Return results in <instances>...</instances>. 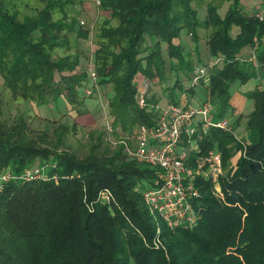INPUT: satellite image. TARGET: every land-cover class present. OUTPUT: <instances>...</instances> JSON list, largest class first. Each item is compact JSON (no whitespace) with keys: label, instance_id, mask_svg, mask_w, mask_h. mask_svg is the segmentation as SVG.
Listing matches in <instances>:
<instances>
[{"label":"trees","instance_id":"trees-1","mask_svg":"<svg viewBox=\"0 0 264 264\" xmlns=\"http://www.w3.org/2000/svg\"><path fill=\"white\" fill-rule=\"evenodd\" d=\"M199 1L101 0L107 15L91 63L97 83L110 86L111 123L123 135L158 118L154 97L145 95L144 106L136 101L139 75L149 88L151 81L165 83L167 68L174 76L192 72L180 42L184 29L194 37L199 27L207 30L208 57L217 62L207 68V83L190 84L194 70L183 91L203 86L214 119L232 113V86L256 81L244 92L250 109L229 114L233 133L211 127L194 135L199 146L188 158L191 166L196 155L215 150L222 169L217 183L196 176L195 222L170 228L152 215L143 192L155 169L121 145L102 146L103 133L97 139L89 133V149L77 157L65 136L75 124L37 132L20 114L0 120V173L12 175L0 182V264H264V71L258 73L264 70V17L246 12L240 0H227L223 14L209 1L200 16ZM69 2L46 0L18 20L0 0V77L14 98L36 105L64 99L81 112L82 89L91 80L86 56L77 46L55 53L89 35L68 15ZM56 10L62 16L55 18ZM245 47L252 52L242 58ZM178 79L173 86L180 87ZM34 171L40 176L28 179ZM104 189L112 194L109 203L100 198Z\"/></svg>","mask_w":264,"mask_h":264},{"label":"built area","instance_id":"built-area-1","mask_svg":"<svg viewBox=\"0 0 264 264\" xmlns=\"http://www.w3.org/2000/svg\"><path fill=\"white\" fill-rule=\"evenodd\" d=\"M94 2L97 6L102 4L101 0H94ZM79 22L85 23L81 19ZM92 29V27L89 28V34H92ZM216 62L217 60H213L207 66L202 65L196 68L190 84L196 85L201 81L200 79L207 83V68ZM89 72L91 86L86 89L88 93L97 84L91 63ZM147 88V82L141 83L138 87L136 101L140 106H144ZM156 107L158 118L153 124H138L134 126L130 134H119L114 137L117 128L110 120L104 125V135L112 146L121 145L127 155L155 169L156 176L152 186L143 192V198L150 213L162 218L170 228L178 225H192L197 218L194 206L200 198V190L195 182L196 176H202L204 179L217 183L218 176L222 174L221 157L218 151L202 158L196 155L194 166L188 162V158L198 151L197 139L194 135L198 130L205 133L211 127L233 133L231 121L228 117L214 119V110L207 98L195 107L173 102L165 107ZM183 134L187 135V140H184ZM192 138L195 139V144L191 146ZM39 176L38 171L26 174L28 179ZM11 177L9 171H4L0 173V182ZM100 198L109 203L113 197L109 190L104 189L100 192ZM156 231L159 233L160 227H157Z\"/></svg>","mask_w":264,"mask_h":264},{"label":"rangeland","instance_id":"rangeland-1","mask_svg":"<svg viewBox=\"0 0 264 264\" xmlns=\"http://www.w3.org/2000/svg\"><path fill=\"white\" fill-rule=\"evenodd\" d=\"M6 7L10 13H14L18 20H21L25 15H32L35 14L37 9L41 8L46 0H4ZM211 1L219 8V12L221 14L224 13L226 7L228 5L227 0H200L197 3V9L199 11L200 16L204 15L206 12V3ZM243 3L246 12L251 13V5H248L247 0H240ZM194 4V2H193ZM65 10L67 11L68 15H75L78 20H84V24H79L89 29L92 27V34L88 35L87 40L79 39L72 42V47L70 50L66 51L65 49H56L55 53L63 55L69 51H73L75 46L85 54V66L89 70L90 63L93 61V51L96 48V40L99 27L104 20V17L101 16V7L97 6L94 0H74V3L65 4ZM54 16L60 17L62 13L59 10L54 12ZM114 23V20L112 21ZM236 29V28H235ZM194 34H190L189 31L184 29L180 34L181 43L184 46L183 53H185V59L189 61L191 67L193 68L192 72L198 68L200 65H204L207 62H210L213 59L208 57L207 53V30L204 28H200L197 30V36L194 37ZM197 38L196 45L194 42ZM92 66V65H91ZM183 70V69H182ZM185 72V70L183 71ZM182 71H179L178 74L175 76L173 72L168 70L165 72V77H167L165 83H153L152 81L149 83V88L146 91V98L148 96L154 97L151 102L156 103L158 100H162L161 105L164 107L166 106L167 100L169 102L174 101L176 103L181 104L180 93L182 94L183 88L189 85V76L192 72L184 75ZM259 76H262V68L259 70ZM167 75V76H166ZM179 75V82L181 85L173 86L176 76ZM156 81V80H155ZM90 82V83H89ZM88 89L91 86V80L87 81ZM160 83V84H159ZM109 85L104 86L99 92L96 90L90 89V93L86 92L85 89L83 91V98L85 106L84 108H80L81 112H77V108H72L71 104L67 103L64 99H60L58 102H49L48 104H40L36 105L34 102L25 100L24 98L18 97L14 98L10 90L3 85V81L0 77V120L10 121L16 115L22 114L25 119L27 120L29 127L37 132L44 131L48 129L51 131L58 123L67 124L70 128L72 125L75 124L74 128H71L69 132H67L66 139L68 145H70V150H72L77 157L83 156L89 149L90 138L88 137L89 133H92L93 139H97L100 136V133H103L102 137L100 136L101 145H111L112 144L105 138L104 135V125L106 121L111 120V116L109 114V105L108 99L112 95V91L109 90ZM108 88V89H107ZM157 89V91H156ZM235 90V86H232L230 92ZM189 91V96L186 95L191 100L189 106L195 107L200 104V102L205 99V95L203 92V86L199 89H193L196 94H193L192 91ZM185 91L183 92V94ZM180 96V97H179ZM145 97V96H144ZM183 97V96H182ZM184 98V99H187ZM187 104V103H185ZM244 107V111L247 112L250 109L249 102L246 103ZM228 113V118L230 119ZM239 126V128H241ZM207 130V129H206ZM239 131V129H238ZM236 130V134L238 132ZM120 130H117L115 136L120 134ZM206 132V131H205ZM239 136V134H237ZM195 144V139H191V146ZM199 146V143H197ZM113 147V146H112ZM188 152V151H187ZM215 152V150L213 151ZM206 175V173H205ZM207 176V175H206ZM219 190V187H216Z\"/></svg>","mask_w":264,"mask_h":264},{"label":"crops","instance_id":"crops-1","mask_svg":"<svg viewBox=\"0 0 264 264\" xmlns=\"http://www.w3.org/2000/svg\"><path fill=\"white\" fill-rule=\"evenodd\" d=\"M247 3H248V5H251L252 4L251 5V10H252L251 13H257V14H259V16L264 17V2H263V0H247ZM106 15H107V11L102 10L101 11L102 18L105 17ZM200 28L201 27H199L198 29H200ZM180 42H181V38H180ZM196 43L197 42H194L195 45H196ZM251 50H252L251 48L245 47L241 51L240 56L243 58V57L247 56V54L249 55V53L252 52ZM263 71L264 70L262 69V72ZM137 78H138L137 79L138 82H141V83L147 82L146 79L143 76H141V75H139ZM255 83H256L255 80L249 81L246 84H242V85H240L238 87H235V90H233L232 92H230V94L232 96L230 98V103H231V105L233 107V111H232L233 114H237V113H240V112H245L244 111V107H246L245 105H246V103L248 101L246 100V98L244 96V92L245 91L247 92V90L253 88V86L255 85ZM103 88H104V86H102V85H100V84L97 83L96 84V87L93 88L92 90H96V91L99 92ZM108 88L110 90V87H108ZM156 91H157V89H156ZM183 92H182V94L180 93V96L181 97L179 96L180 99H181V104L186 105V106H189L191 102H188V101H190L191 99L186 96V95L189 96V91H185L184 94H183ZM192 92H193V94H196L195 91H192ZM186 97H187V99H184ZM161 103H162V100L160 99V100H158L156 102V105L158 107H163L161 105ZM169 103H172V102H169V100H167L166 105L169 104ZM185 103H187V104H185ZM249 105L251 107V104L250 103H249ZM189 107H191V106H189ZM240 130H242V128H239V131Z\"/></svg>","mask_w":264,"mask_h":264}]
</instances>
